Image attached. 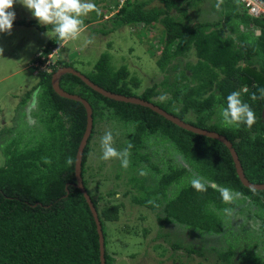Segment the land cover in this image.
Masks as SVG:
<instances>
[{"label":"trees","instance_id":"obj_1","mask_svg":"<svg viewBox=\"0 0 264 264\" xmlns=\"http://www.w3.org/2000/svg\"><path fill=\"white\" fill-rule=\"evenodd\" d=\"M200 1L159 0L161 6L152 7L148 6L150 0H124L121 4L116 1L114 11L106 19L111 22V27L98 30L106 36L124 26L160 24L163 39L156 66L165 73L163 81L137 95L134 90L139 88L140 80L131 76L124 65L113 68L108 53L101 54L92 71L84 76L108 92L150 102L183 122L224 136L232 144L246 179L262 185L264 99L253 101L250 97L252 93L259 96V88H264V18L251 19L232 7L229 0H222L226 7L224 22L229 25L236 21L235 26H229L234 37H224L219 22H188L187 11L179 4L194 5ZM213 2L217 3V0ZM172 10H176L178 17L170 15ZM92 14L91 19H83L84 23L102 22L105 17L100 12ZM250 23L259 29V36L250 37L241 31L240 26L249 27ZM13 25L52 32L51 25L42 26L32 21H14ZM57 42L54 34L42 53L49 55L59 46ZM191 50H194L196 61L185 64L184 69L189 75L180 71L169 83V73L177 68L174 60ZM55 63L58 66L50 72L38 73V82L33 88L40 89L39 121L46 125L47 134L33 146L19 148L18 141H11L2 150L0 264H100L94 219L82 193L74 187L75 156L86 127V111L81 103L61 98L53 91L52 75L59 67L72 68L65 60L57 59ZM59 86L69 94L82 97L91 107L92 129L83 149L81 177L101 224L105 264L114 262L107 250L106 223L118 221L123 204L109 200L111 193L95 198L85 179L92 138L100 122L121 123L127 130L126 133L123 131L127 140L120 147L133 145L130 165L127 169L121 167L116 178L121 173L126 175L125 184L130 189L123 195H130L131 202L153 213L160 227L176 224L217 237L223 234L224 216L229 213L226 209L232 211L248 200L264 211V190L243 186L230 152L221 142L186 131L149 108L105 98L72 74L61 76ZM232 91H240L242 99L255 112L256 122L251 128L245 124L225 126L222 118L214 122V116L226 107V97ZM163 93H170V99L153 101ZM175 105L179 108L175 109ZM189 113L194 119L188 117ZM150 138L174 146L189 169L172 166L170 162L165 169L157 166L143 151ZM69 157L73 160L71 166L66 162ZM118 164L121 166L120 161ZM141 170L146 175H140ZM193 173L210 182L206 192H197L191 187ZM217 185L231 188L234 193H240L234 197L241 198L224 203L215 190ZM149 200L154 203L149 204ZM179 247V244L173 245L174 249ZM184 249L187 253H200L192 248ZM232 256L230 249L220 253L219 259L232 264L229 262ZM251 258L255 264H260L257 256Z\"/></svg>","mask_w":264,"mask_h":264},{"label":"rangeland","instance_id":"obj_2","mask_svg":"<svg viewBox=\"0 0 264 264\" xmlns=\"http://www.w3.org/2000/svg\"><path fill=\"white\" fill-rule=\"evenodd\" d=\"M116 1L121 4L124 0H93L99 12L105 15L102 22L100 20L90 24L84 23V31L79 38L63 42L61 46L52 50L49 54L50 58L42 51L46 42L54 36L53 32L16 25H13L10 33L0 32V48L3 49L0 54V165L4 163L2 150L9 142L18 141L19 148L30 147L47 134L46 125L39 121L40 89L33 88L38 82V73L50 72L53 67H57L55 63L57 59L65 60L81 74H88L99 56L108 53L111 56L113 68L117 69L124 65L131 76H136L140 80L139 88L134 90L137 95L145 88L163 81L165 73L156 66L160 56V43L163 39L160 24L147 27L124 26L106 36L98 32L111 27V22L106 19L114 11ZM229 1L238 12L242 11L238 1ZM216 4L213 0H202L195 2L194 5L186 3L179 5L186 9L189 23L219 22L223 36L234 37L229 26H235L236 21H231L227 25L224 22L226 7L223 1L219 9L216 8ZM148 6H161V3L159 0H150ZM11 10L16 14L14 21H32L41 25L19 0H16ZM170 15L178 17L176 10H172ZM92 16L91 12L82 19H91ZM257 30L256 26H252L243 27L241 31L251 37L256 36ZM89 38L93 40L91 44L86 43ZM195 61L194 50L174 60L177 68L169 73L168 82L172 83L180 71L189 75V71H186L184 66L188 62ZM161 97L165 98L161 99ZM170 97V93H163L153 98V101L166 102ZM32 100L33 103H30ZM24 102L26 103L23 105ZM32 104L35 106H31ZM174 108H179V105H175ZM188 117L194 119L191 113ZM220 118L222 117L218 112L214 116V122L219 121ZM95 130L91 152L85 166L86 182L95 198L99 194L105 196L111 193L109 200L123 204L118 221L106 223L107 250L114 259L112 264H227L219 259V254L230 249L233 256L229 262L232 264H255L256 262L251 258L253 255L257 256L260 264L264 262V211H260L257 206L250 204L247 200L235 206L230 214L227 213L224 216L223 234L217 237L206 235V233L199 234L176 224L160 227L153 213L131 202L130 195H123L130 188L125 184L124 173L116 178V174L122 169L118 164L119 160L100 159L102 155L100 138L105 131H113L114 146L118 150H123L120 145L127 140L123 134L125 128L121 123L105 121L98 123ZM124 132L126 133L127 130ZM116 133L119 135H115ZM143 151L148 153L152 162L161 169H165L168 162L172 166L188 168L174 146L168 142L150 138L145 142ZM144 228L145 233H143ZM132 232H137L138 235ZM174 244H179L180 247L174 249ZM184 248H192L200 253H187Z\"/></svg>","mask_w":264,"mask_h":264},{"label":"clouds","instance_id":"obj_3","mask_svg":"<svg viewBox=\"0 0 264 264\" xmlns=\"http://www.w3.org/2000/svg\"><path fill=\"white\" fill-rule=\"evenodd\" d=\"M19 2L32 13L33 17L36 18L41 25L52 26L51 30L55 34L58 41L57 43L60 46L65 41L79 38L84 31V20L82 17L87 16L91 12L99 13V9L93 0H19ZM15 3L16 0H0V32L10 33L16 15L15 12L11 10ZM221 3L222 0H217V9H219ZM240 13L249 16L251 19H263L254 18L248 15L245 10L243 11V9ZM252 26L254 27V25ZM241 27L243 26H240V28ZM257 31H259V29ZM47 35H49V33H47ZM92 42V38L86 41L88 44ZM2 52L3 49L0 48V54H2ZM258 91L259 96H257L256 93H252L250 97L251 100L264 99V88H259ZM164 98L165 97H161V99ZM220 115L222 117V123L225 126L239 127V125L245 124L248 128H251L256 122L255 112L252 110L251 106L242 99L240 91H232L227 95L226 107L221 109ZM115 135H119V133ZM114 144L115 138L113 131H105L104 135L100 138V148L102 152L100 159L104 161L118 159L121 167L127 169L130 165V149L133 145L128 144L123 150H118ZM66 162L69 166L73 164L71 157L67 158ZM140 175H146V172L141 170ZM190 185L197 192H206L210 186V182L203 176L193 173L190 179ZM215 190L219 192L222 201L226 204L233 201L234 195H240V193H234L231 188L226 186L217 185L215 186ZM148 203L153 204L154 201L149 200ZM226 211H228L229 214L231 213L230 209H226Z\"/></svg>","mask_w":264,"mask_h":264},{"label":"water","instance_id":"obj_4","mask_svg":"<svg viewBox=\"0 0 264 264\" xmlns=\"http://www.w3.org/2000/svg\"><path fill=\"white\" fill-rule=\"evenodd\" d=\"M259 34H260V31H257L256 35L258 36ZM65 74H72V75L78 77L82 82H84L85 85H87L89 88H91L92 90H94L95 92H97L98 94H100L101 96H103L105 98L115 100L118 102H124V103H129V104H134V105H139V106H142L145 108H149L153 112L157 113L158 115L162 116L163 118L170 121L174 125L182 128L186 131H189V132H192L194 134L201 135V136L211 138V139H214V140L221 142L229 150L230 155H231L232 160H233V163H234V166H235L236 174H237L240 182L243 184V186H245L249 189L264 190V184H262V185L253 184V183H250L246 179V177L243 173L242 167L240 165L238 156H237L234 148L232 147V144L224 136L217 134L215 132H210L208 130L197 128V127L192 126L186 122H183L180 119H178L177 117L165 112L164 110L160 109L159 107L153 105L150 102H147V101H144V100H141L138 98L125 97V96H121L118 94L108 92V91L98 87L97 85L93 84L88 78H86L83 74L79 73L75 69L69 68V67H61L51 77V87H52L53 91L61 98H65L68 100H72V101H76V102L81 103L83 105V107L85 108V111H86V127H85V131L82 135L81 141L79 143V146L77 148V152H76V156H75V163H74L75 184H74V187L82 193L86 203L88 204V207L90 209L92 217L94 219L96 231L98 234L100 264H105L104 236H103V232H102V228H101V224H100L97 212L93 206V203L91 202L89 194L87 193V191L85 190V188L83 186L82 177H81V161H82L83 149L86 145L87 139H88V137L91 133V129H92V117H91L92 111H91V107H90L89 103L85 99L81 98L78 95L69 94L60 88L59 79L61 76L65 75ZM30 103H33V100ZM262 116L264 117V107L262 109Z\"/></svg>","mask_w":264,"mask_h":264},{"label":"built area","instance_id":"obj_5","mask_svg":"<svg viewBox=\"0 0 264 264\" xmlns=\"http://www.w3.org/2000/svg\"><path fill=\"white\" fill-rule=\"evenodd\" d=\"M242 6L243 11L254 18H264V1L263 0H236ZM48 58L51 56L48 55Z\"/></svg>","mask_w":264,"mask_h":264},{"label":"flooded vegetation","instance_id":"obj_6","mask_svg":"<svg viewBox=\"0 0 264 264\" xmlns=\"http://www.w3.org/2000/svg\"><path fill=\"white\" fill-rule=\"evenodd\" d=\"M252 25H253V24L250 23V24H249V27H251ZM254 27H255V26H254ZM242 28H243V27H241L240 29L242 30ZM245 28H247V27H245ZM59 68H61V67H59ZM59 68H58V69H59ZM58 69H57V70H58ZM83 75H84V74H83ZM60 78H61V77H60ZM59 80H60V79H59ZM74 95H76V94H74ZM81 98H82V97H81ZM31 106H35V105L32 104ZM24 109L26 110V107H25ZM26 111H27V110H26ZM32 111H33V110H32ZM30 112H31V111H30ZM247 202H249V201L247 200ZM249 203L252 204L251 202H249ZM252 205H253V204H252Z\"/></svg>","mask_w":264,"mask_h":264}]
</instances>
